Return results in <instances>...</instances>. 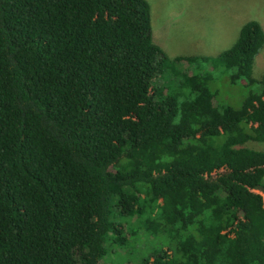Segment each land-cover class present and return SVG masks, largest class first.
Here are the masks:
<instances>
[{"label":"trees","instance_id":"1","mask_svg":"<svg viewBox=\"0 0 264 264\" xmlns=\"http://www.w3.org/2000/svg\"><path fill=\"white\" fill-rule=\"evenodd\" d=\"M263 46L252 20L171 58L148 0H0V264H106L142 230L139 264H264Z\"/></svg>","mask_w":264,"mask_h":264},{"label":"rangeland","instance_id":"2","mask_svg":"<svg viewBox=\"0 0 264 264\" xmlns=\"http://www.w3.org/2000/svg\"><path fill=\"white\" fill-rule=\"evenodd\" d=\"M151 6L154 41L171 58L177 56L217 57L237 41L249 21H259L264 29V0H148ZM264 75V46L254 59L253 76ZM219 97L239 107L246 87L220 83ZM256 146L264 149V143ZM255 148V146H253ZM144 231L126 246L109 247L106 264H139L150 244ZM153 243V242H152Z\"/></svg>","mask_w":264,"mask_h":264}]
</instances>
